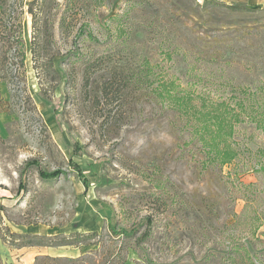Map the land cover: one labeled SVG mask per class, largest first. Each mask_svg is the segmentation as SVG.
<instances>
[{
	"label": "rangeland",
	"instance_id": "1",
	"mask_svg": "<svg viewBox=\"0 0 264 264\" xmlns=\"http://www.w3.org/2000/svg\"><path fill=\"white\" fill-rule=\"evenodd\" d=\"M234 2L104 0L100 21L87 6L70 35L55 24L50 85L25 15L19 90L0 80V264H101L105 249L77 247L75 234L108 238L147 216L152 233L127 239L124 264H264V3L225 7ZM84 20L97 41L78 30ZM143 57L181 86L242 103L231 163L202 167L189 130L138 81ZM61 238L72 244H37Z\"/></svg>",
	"mask_w": 264,
	"mask_h": 264
},
{
	"label": "trees",
	"instance_id": "2",
	"mask_svg": "<svg viewBox=\"0 0 264 264\" xmlns=\"http://www.w3.org/2000/svg\"><path fill=\"white\" fill-rule=\"evenodd\" d=\"M102 1L104 0H63L62 3L58 0H0V80L7 84H13L17 89L18 82L20 83L18 77L24 73L26 42L23 32L26 14L31 18L29 52L32 65L37 70L40 83L44 81L50 85L56 82L58 76L53 64L55 55L47 54L54 36L55 24L61 35H70L76 25V11L91 5L94 9V21L96 19L100 21L101 13L97 9ZM136 2L134 1L135 4ZM225 7L238 11L248 8L247 5L240 2H234ZM53 8L56 9L54 12L56 19L54 20L49 17ZM91 22L84 20L78 30L83 32L86 30V36L96 40ZM166 54L171 56V52H166ZM13 59L16 61L13 62ZM14 63L17 65L15 70L11 68L15 65ZM140 72L138 81L150 87L162 108L174 112V123L180 129H188L191 140L199 145L203 152L201 161L203 168L209 165L223 166L232 162L237 155L232 141L233 128L241 122L242 103H233L221 96L213 97L209 91L194 88L192 83L187 84L186 87L181 86L164 67L158 63H151L146 57L141 60ZM41 85V90L44 92L45 86ZM48 87L51 90L54 88V86ZM26 95L29 96V94ZM39 172L44 178L52 175L43 170ZM152 225V217L147 216L142 225L133 224L128 228H115L113 235L108 238L100 237L96 231L76 233L74 236L76 243L73 245L77 247L97 245L105 249L101 264H124L126 257L123 255V251L129 248L127 239L133 238L137 244L145 241L152 233ZM142 226L144 229L139 232ZM92 238L96 240H91ZM61 239L64 240L52 244L40 241L37 244L40 246L72 244L65 238ZM87 255L89 252L77 259L76 262H82ZM42 257L47 258V256L37 255L35 264ZM248 261L252 263L250 258Z\"/></svg>",
	"mask_w": 264,
	"mask_h": 264
},
{
	"label": "crops",
	"instance_id": "3",
	"mask_svg": "<svg viewBox=\"0 0 264 264\" xmlns=\"http://www.w3.org/2000/svg\"><path fill=\"white\" fill-rule=\"evenodd\" d=\"M233 1L247 3V4H256V5L264 3V0H233Z\"/></svg>",
	"mask_w": 264,
	"mask_h": 264
}]
</instances>
